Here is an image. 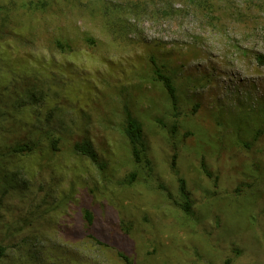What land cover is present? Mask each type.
Masks as SVG:
<instances>
[{
    "label": "rangeland",
    "instance_id": "374dc122",
    "mask_svg": "<svg viewBox=\"0 0 264 264\" xmlns=\"http://www.w3.org/2000/svg\"><path fill=\"white\" fill-rule=\"evenodd\" d=\"M120 2L0 0V264H264V5Z\"/></svg>",
    "mask_w": 264,
    "mask_h": 264
},
{
    "label": "trees",
    "instance_id": "16d2710c",
    "mask_svg": "<svg viewBox=\"0 0 264 264\" xmlns=\"http://www.w3.org/2000/svg\"><path fill=\"white\" fill-rule=\"evenodd\" d=\"M236 0H121L120 5L115 8L114 10V16L117 19L122 17L124 14L128 13L129 11H136V9L141 8L142 6H145L147 8H153V13L156 15H159V13H162L164 15L171 14L174 10L176 2H183L187 7H193L197 10L205 11L206 13H212L215 11H223V12H230L233 13V11H230V9L233 7L234 2ZM251 6V8L254 5L263 6L264 0H244ZM177 11V10H176ZM175 13V12H174ZM114 25L117 22V20H114ZM89 41L93 42L92 38H88ZM56 46L63 49L65 47V44L58 40L56 42ZM152 62L155 64V75L156 80L160 81L164 88L166 89L169 97L171 100L176 103L175 99V85L172 81V78L162 73L160 70V67L156 64V61L154 57H151ZM255 60L258 65H264V53H257L255 55ZM125 133L130 141L131 148H132V155L137 164L145 162L148 165H151V161L147 156L146 153V143L145 138L143 135V127L142 123L136 119L131 117V115H128L127 117V123L125 126ZM49 135V134H48ZM50 139V147L51 150H58L60 148L59 146V138H56L52 135H49L48 137ZM42 147L39 146V140L37 139H31L28 142H24L19 146L14 147L15 151H23L26 153H35L38 150L43 151L41 149ZM75 151L81 153L82 155L87 156L90 158L100 169H104L106 164L101 160L96 148L94 147L93 143L89 139H83L82 141L76 142L74 145ZM135 176V173L132 174V177ZM180 189L182 192V195L186 199L185 204H181L182 207H184L187 211L189 210V204L190 199L188 192L186 190L185 181L180 179ZM85 217L88 221V223H92L93 221V215L89 210L85 211ZM4 247L0 246V258L4 255ZM123 258L126 261L128 260L127 256L122 255Z\"/></svg>",
    "mask_w": 264,
    "mask_h": 264
}]
</instances>
